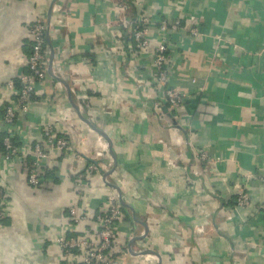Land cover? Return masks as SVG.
Segmentation results:
<instances>
[{
	"label": "crops",
	"instance_id": "crops-1",
	"mask_svg": "<svg viewBox=\"0 0 264 264\" xmlns=\"http://www.w3.org/2000/svg\"><path fill=\"white\" fill-rule=\"evenodd\" d=\"M48 17L51 72L48 61L30 110L0 123L19 144L0 159V264H59L68 209L101 212L105 179L126 205L114 232L123 264H264V0H0V115L15 101L7 84L26 73L29 27ZM163 40L166 85L184 94L175 108L156 83ZM48 128L69 151H51ZM35 144L51 152L40 186L27 183Z\"/></svg>",
	"mask_w": 264,
	"mask_h": 264
},
{
	"label": "built area",
	"instance_id": "built-area-1",
	"mask_svg": "<svg viewBox=\"0 0 264 264\" xmlns=\"http://www.w3.org/2000/svg\"><path fill=\"white\" fill-rule=\"evenodd\" d=\"M44 19L34 20L29 27L31 38V53L27 60L26 73L19 78L18 88L16 89L13 82L7 84V89L15 94V101L11 106H6L0 115V123L5 126L13 124L17 112L27 113L30 110L32 98L35 92V85L44 80L46 76V65L48 63L49 49L46 46L47 26ZM137 26V30L133 33L135 39V48L142 50L146 47L147 42L143 35L146 32L148 20L146 18H138L136 22H131ZM179 27V22H175L173 29ZM166 26L163 24L162 29ZM195 34L196 31L193 30ZM166 42L160 41L156 46L153 63L157 69L156 83L163 87L164 101L175 108L184 101V94L176 88L167 87L166 85ZM160 110L158 106V111ZM6 136L1 141L0 159L9 160L14 157L19 151L12 143L14 135L10 132L5 133ZM45 141L51 151L65 153L70 150L67 140L62 137L54 136L51 128L45 130ZM100 140L102 138L100 137ZM103 141V140H102ZM104 142V141H103ZM103 148L106 149L105 142ZM32 162L27 171V183L30 186H40L44 181L41 173V164L50 155V151H45L40 144H35L32 147ZM201 158L205 159L206 155L201 153ZM94 165H89L87 170L92 173L95 171ZM107 197V206L99 213L90 214L84 209L77 206H71L68 209L69 225L68 228L57 233L54 238V244L60 251L59 264H123L126 252L121 247H118V242L115 240L114 232L115 225L121 216L122 206L120 205L117 193L110 188ZM250 195L247 192L240 191L236 197V206L246 208L250 204ZM4 218V211L0 206V221ZM92 222L95 225L94 233L84 232L81 236H75L73 227L85 223ZM194 233L201 235L204 233L202 226H196ZM118 251L116 256H112L111 251Z\"/></svg>",
	"mask_w": 264,
	"mask_h": 264
},
{
	"label": "water",
	"instance_id": "water-1",
	"mask_svg": "<svg viewBox=\"0 0 264 264\" xmlns=\"http://www.w3.org/2000/svg\"><path fill=\"white\" fill-rule=\"evenodd\" d=\"M54 3V2H53ZM54 5V4H53ZM46 26L48 27V24H49V17L46 19ZM47 33V32H46ZM52 56H53V51H52V49L50 48V51H49V55H48V61H49V63H48V73H50L51 72V64H52ZM61 81V80H60ZM78 116L82 119V120H84L82 117H81V115L78 113ZM86 123H88L89 124V122L88 121H86V120H84ZM90 125V124H89ZM91 126V125H90ZM91 128L93 129V130H95L98 134H99V136L106 142V144H107V150L109 151V153L110 154H112L111 153V150H110V142H109V140H108V138L106 137V135L105 134H103L102 132H100L99 130H96V129H94L92 126H91ZM112 169H113V167L110 169V170H108L107 172H106V174H105V178H106V176H107V174H109L111 171H112ZM105 183H106V185L109 187V188H112V189H114L115 191H116V193H117V198H118V201H119V203H120V205L121 206H126L123 202H122V196H121V194H120V192H119V190H118V188L114 185V184H112V183H110V182H108V181H106V179H105ZM134 241V240H133ZM133 241H131L130 243H132ZM138 254H140V255H151V256H154V257H156L157 258V260H159V256L155 253V252H153V251H151V250H143V251H141V252H139ZM159 264V263H158Z\"/></svg>",
	"mask_w": 264,
	"mask_h": 264
},
{
	"label": "trees",
	"instance_id": "trees-1",
	"mask_svg": "<svg viewBox=\"0 0 264 264\" xmlns=\"http://www.w3.org/2000/svg\"><path fill=\"white\" fill-rule=\"evenodd\" d=\"M29 45H30V48H29V54H30L31 53V46H32V44H29ZM13 83H14L15 88L17 89L18 88V84H19V80H15V81H13ZM4 136H6V134H2V136H0V146H1V141L4 138ZM14 138L12 139V143L14 144V146L19 145V144H16L14 142ZM111 254L114 257V256H116L118 254V251H115V249H114V250L111 251Z\"/></svg>",
	"mask_w": 264,
	"mask_h": 264
}]
</instances>
